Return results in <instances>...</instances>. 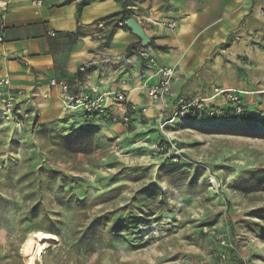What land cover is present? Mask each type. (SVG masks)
Masks as SVG:
<instances>
[{
    "label": "rangeland",
    "instance_id": "1",
    "mask_svg": "<svg viewBox=\"0 0 264 264\" xmlns=\"http://www.w3.org/2000/svg\"><path fill=\"white\" fill-rule=\"evenodd\" d=\"M220 96L219 116L164 129L142 109L27 127L1 109L0 264H24L36 229L57 236L36 264H264V103L238 115ZM133 214L138 229L123 225ZM117 217L124 233L108 235Z\"/></svg>",
    "mask_w": 264,
    "mask_h": 264
},
{
    "label": "crops",
    "instance_id": "2",
    "mask_svg": "<svg viewBox=\"0 0 264 264\" xmlns=\"http://www.w3.org/2000/svg\"><path fill=\"white\" fill-rule=\"evenodd\" d=\"M43 2L35 8L31 0H0V78H10L13 94L24 92L21 108L31 110L33 120L23 127L64 114L67 96L83 91H122L127 102L158 118L170 117L183 101L211 98L215 88L234 90L246 110L264 103V0ZM121 14L127 17L118 21ZM132 17L148 44L127 26ZM93 60L97 64L82 69ZM164 66L174 68L172 90L155 102L147 90ZM51 79L68 82V92L51 86ZM209 104L229 106L220 95ZM105 105L98 117L112 120L131 112L114 96Z\"/></svg>",
    "mask_w": 264,
    "mask_h": 264
},
{
    "label": "built area",
    "instance_id": "3",
    "mask_svg": "<svg viewBox=\"0 0 264 264\" xmlns=\"http://www.w3.org/2000/svg\"><path fill=\"white\" fill-rule=\"evenodd\" d=\"M43 0H31V4L35 8H40L43 6ZM169 27H173L174 24H165ZM102 26V25H101ZM4 25L0 24V29H3ZM54 35V33H52ZM2 38L0 37V40ZM152 66L157 67V62L154 58H149ZM97 64V61L93 60L87 63L84 68L90 65ZM157 74L160 76V79L156 84H153L148 87V95L153 101H159L166 95L171 93L172 90V80L175 74L173 67H159L157 68ZM50 85L53 87H60L64 92H68L69 83L63 80L51 79ZM10 86V78L8 76H4L0 78V103L2 105V111L6 114L12 122L19 126H24L26 122H30L33 120V115L31 110H25L21 108L22 100L21 96L24 94L22 90H19L16 94H13L8 90ZM93 92H97V89L94 88ZM219 95H225L227 99L232 101L234 105V110L240 115L244 110L241 106V101L236 92L232 89H220L215 88V93L212 97H216ZM108 96H114V98L118 102L126 103L130 106L131 110H137V107L127 102L126 94L122 91L116 92H107L103 94H88L87 92H76L72 95H68L66 98V107L67 110H80L81 112L91 113V114H102L106 109V98ZM211 98L204 99H194L188 102L183 101L180 103V106L172 113L170 117H160V127L164 129L168 124H171L175 121L176 118L182 119L185 118L191 110H195L197 112L207 111L212 116H219L223 111L214 109L209 101ZM144 112L145 108H141ZM207 109V110H206ZM170 145L175 149L176 145L169 138Z\"/></svg>",
    "mask_w": 264,
    "mask_h": 264
},
{
    "label": "bare ground",
    "instance_id": "4",
    "mask_svg": "<svg viewBox=\"0 0 264 264\" xmlns=\"http://www.w3.org/2000/svg\"><path fill=\"white\" fill-rule=\"evenodd\" d=\"M56 240L57 236L48 231L35 230L30 233L21 245V252L26 258L24 264H36L46 248Z\"/></svg>",
    "mask_w": 264,
    "mask_h": 264
},
{
    "label": "trees",
    "instance_id": "5",
    "mask_svg": "<svg viewBox=\"0 0 264 264\" xmlns=\"http://www.w3.org/2000/svg\"><path fill=\"white\" fill-rule=\"evenodd\" d=\"M110 17H112V16H110ZM110 17H108V18H110ZM126 17H127V14H121V16L117 19L118 21L119 20H123V19H126ZM107 18V19H108ZM78 30H80V28L78 29ZM112 35V31L111 32H109L108 33V38L110 37ZM140 110V109H139ZM139 110H135L136 112H139ZM130 111H134V110H130ZM134 111V112H135ZM82 113H83V116L84 117H92V116H96V117H98V115L99 114H91V113H85V112H83L82 111ZM247 115V114H246ZM245 115V116H246ZM190 116V115H189ZM244 116V117H245ZM164 142H163V145L164 146H166L167 148L169 147V145H170V143H169V140H168V138H165L164 140H163ZM163 146V147H164ZM165 148V147H164ZM121 214H122V211H120V212H117L116 214H115V216H121ZM35 214L34 213H30V215L29 216H27V219H26V221L28 222V225L30 226L31 224H32V218H31V216L33 217ZM119 217H117L116 218V220L114 221V223L113 224H108V223H106V226H107V234L108 235H122L124 232V230L121 228V227H119V224H117V220H119L120 218ZM136 218H140V217H136V216H134V214H133V216H131V217H129V218H127V220H123V225H127V227H129V225H128V221H134V224H135V226H136V228L135 229H138V227L140 226V224H139V222H138V220L136 219ZM99 220H103L104 222H106L104 219H105V217H100V218H98ZM30 223V224H29ZM97 224V222H93V224H92V226L93 225H96ZM38 228H40V227H38ZM135 229L133 230L134 232H135ZM36 230H43V229H36ZM49 232H52L51 230H49ZM56 234H58V233H56Z\"/></svg>",
    "mask_w": 264,
    "mask_h": 264
},
{
    "label": "water",
    "instance_id": "6",
    "mask_svg": "<svg viewBox=\"0 0 264 264\" xmlns=\"http://www.w3.org/2000/svg\"><path fill=\"white\" fill-rule=\"evenodd\" d=\"M127 26L131 29L133 34L138 36L141 39L143 45H146L150 42V38L146 35L142 25L139 21L132 17L126 21Z\"/></svg>",
    "mask_w": 264,
    "mask_h": 264
}]
</instances>
